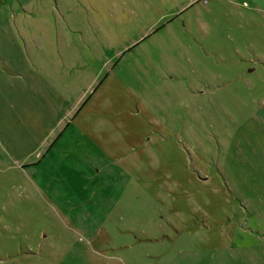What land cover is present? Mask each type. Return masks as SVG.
<instances>
[{"label":"rangeland","instance_id":"obj_1","mask_svg":"<svg viewBox=\"0 0 264 264\" xmlns=\"http://www.w3.org/2000/svg\"><path fill=\"white\" fill-rule=\"evenodd\" d=\"M0 264H264V0H0Z\"/></svg>","mask_w":264,"mask_h":264}]
</instances>
